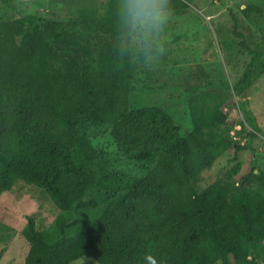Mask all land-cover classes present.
Here are the masks:
<instances>
[{
  "label": "trees",
  "instance_id": "16d2710c",
  "mask_svg": "<svg viewBox=\"0 0 264 264\" xmlns=\"http://www.w3.org/2000/svg\"><path fill=\"white\" fill-rule=\"evenodd\" d=\"M15 9L12 0H1ZM84 9L79 20L57 22L18 13L0 21V197L15 182L44 192L61 213L38 232L27 218L23 264H258L264 260V171L253 142L262 129L249 96L264 74L263 48L252 49L232 17V34L248 56L229 86L243 123L240 144L214 128L226 113L197 107L193 130L182 137L172 117L157 107L129 110L133 67L111 51L110 10ZM182 13L184 0H171ZM263 10L249 4L245 19ZM106 127L120 159L144 177L110 169L107 155L89 140ZM249 152L237 186L195 182L222 154ZM255 171L257 173H255Z\"/></svg>",
  "mask_w": 264,
  "mask_h": 264
},
{
  "label": "rangeland",
  "instance_id": "374dc122",
  "mask_svg": "<svg viewBox=\"0 0 264 264\" xmlns=\"http://www.w3.org/2000/svg\"><path fill=\"white\" fill-rule=\"evenodd\" d=\"M187 8L172 13L168 28V43L159 63L151 69L133 67L128 94L129 110L157 107L168 113L179 128L182 137L193 130V112L197 107L226 113L224 123L214 128L221 138H231L240 144L244 136L237 134L238 123H243L237 98L230 88L214 83L226 82L231 86L242 74L248 56L239 49V40L232 34L231 18L238 21L239 32L252 49L264 45V0H184ZM106 0H12L15 9L0 0V21L12 20L18 13L37 16L57 22L79 20L84 9L94 8L102 13ZM253 4L263 10L261 15L245 19L241 11ZM249 106L258 125L264 129V74L249 96ZM243 139V140H242ZM89 140L109 159L110 169L131 177L142 178L135 162L120 159L108 136L106 127L93 129ZM256 168L264 171V138L253 142ZM249 152L234 156L232 149L222 154L195 182L201 192L213 182L237 186L248 171ZM255 173H257L255 171ZM61 212L53 206L44 192L15 182L11 191L0 197V264H23L28 244L21 236L27 218L35 223L38 232L49 230ZM70 264H97L89 258H79ZM216 264H222L220 262ZM258 264H264V260Z\"/></svg>",
  "mask_w": 264,
  "mask_h": 264
},
{
  "label": "clouds",
  "instance_id": "9594fccd",
  "mask_svg": "<svg viewBox=\"0 0 264 264\" xmlns=\"http://www.w3.org/2000/svg\"><path fill=\"white\" fill-rule=\"evenodd\" d=\"M171 0H115L110 10L111 51L134 68L151 69L168 43Z\"/></svg>",
  "mask_w": 264,
  "mask_h": 264
}]
</instances>
